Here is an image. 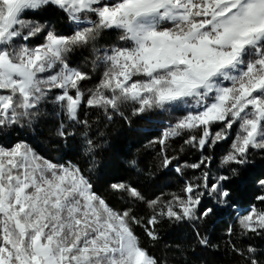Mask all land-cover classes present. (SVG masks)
Instances as JSON below:
<instances>
[{
	"label": "trees",
	"instance_id": "trees-1",
	"mask_svg": "<svg viewBox=\"0 0 264 264\" xmlns=\"http://www.w3.org/2000/svg\"><path fill=\"white\" fill-rule=\"evenodd\" d=\"M195 8L159 28L190 26ZM50 37L63 40L56 80L30 107L14 94L11 116L0 117V149L20 145L75 168L154 264H264V122L252 144L231 116L189 125V104L126 90L119 58L137 45L125 24L52 0L24 6L1 50L25 61Z\"/></svg>",
	"mask_w": 264,
	"mask_h": 264
},
{
	"label": "rangeland",
	"instance_id": "rangeland-1",
	"mask_svg": "<svg viewBox=\"0 0 264 264\" xmlns=\"http://www.w3.org/2000/svg\"><path fill=\"white\" fill-rule=\"evenodd\" d=\"M30 1L3 0L0 9V117L11 116L14 94L30 107L56 80L50 71L62 39L50 37L25 61L1 50L4 33ZM52 1L129 29L137 47L119 58L125 59L120 86L148 99L189 104V125L231 116L246 126L247 141L256 142L264 122V0ZM194 6L190 26L159 28L187 21ZM72 19L93 23L79 15ZM63 97L70 99L67 92ZM0 170V264H154L124 219L75 168L16 145L0 149Z\"/></svg>",
	"mask_w": 264,
	"mask_h": 264
},
{
	"label": "built area",
	"instance_id": "built-area-1",
	"mask_svg": "<svg viewBox=\"0 0 264 264\" xmlns=\"http://www.w3.org/2000/svg\"><path fill=\"white\" fill-rule=\"evenodd\" d=\"M2 176V172H1V170H0V177Z\"/></svg>",
	"mask_w": 264,
	"mask_h": 264
},
{
	"label": "bare ground",
	"instance_id": "bare-ground-1",
	"mask_svg": "<svg viewBox=\"0 0 264 264\" xmlns=\"http://www.w3.org/2000/svg\"><path fill=\"white\" fill-rule=\"evenodd\" d=\"M77 19H81V18H77ZM81 20H82V19H81ZM83 20H84V19H83ZM83 20H82V21H83Z\"/></svg>",
	"mask_w": 264,
	"mask_h": 264
},
{
	"label": "water",
	"instance_id": "water-1",
	"mask_svg": "<svg viewBox=\"0 0 264 264\" xmlns=\"http://www.w3.org/2000/svg\"><path fill=\"white\" fill-rule=\"evenodd\" d=\"M162 1H165V0H162Z\"/></svg>",
	"mask_w": 264,
	"mask_h": 264
}]
</instances>
